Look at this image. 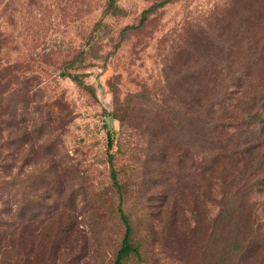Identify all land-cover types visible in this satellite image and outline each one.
Returning a JSON list of instances; mask_svg holds the SVG:
<instances>
[{
  "label": "rangeland",
  "instance_id": "374dc122",
  "mask_svg": "<svg viewBox=\"0 0 264 264\" xmlns=\"http://www.w3.org/2000/svg\"><path fill=\"white\" fill-rule=\"evenodd\" d=\"M228 1L175 0L158 8L141 29L120 34L137 22L149 0H112L108 10L106 0H0V68L13 65L0 75V264H108L119 229L109 208L116 200L110 169L119 184L130 187L127 202L136 206L131 215L141 216L136 230L149 241L154 264L202 262L199 250L218 212L217 180L198 185L185 162L182 169L153 178L146 135L134 127V118L120 130L110 115L106 80L118 76L120 99L146 91L159 107L136 114L144 122H160V109L171 110L175 93V82H166L163 71L174 77L192 36L211 16H226ZM257 65L252 76L264 75ZM22 80L30 88L25 111L12 92ZM243 106L238 101L232 112ZM40 114L52 116L48 130H34ZM25 132L32 146L21 139ZM224 133L229 150L216 164L230 175L239 161L233 152L245 150L248 135L231 124ZM194 136L199 137L195 130L181 135L183 146L206 144ZM51 139L52 147L42 151L38 145ZM28 198L39 210L16 218L17 204ZM253 199L251 222L264 234V185ZM145 202L140 213L137 204ZM61 222L66 229L58 232ZM250 262L246 258L243 264Z\"/></svg>",
  "mask_w": 264,
  "mask_h": 264
},
{
  "label": "trees",
  "instance_id": "16d2710c",
  "mask_svg": "<svg viewBox=\"0 0 264 264\" xmlns=\"http://www.w3.org/2000/svg\"><path fill=\"white\" fill-rule=\"evenodd\" d=\"M172 1L175 0H149L139 13L137 22L123 26L120 34L141 29L151 14ZM111 5L112 0H106L105 10ZM227 8L226 16L221 19L211 16L205 27H199L192 36L191 47L182 52L181 68L173 78L163 71L166 82H175L171 89L175 93L170 111L159 108V115H163L159 117L160 122L156 119L144 122L136 114L138 111L146 113L148 107L156 108L157 104L146 91L127 93L119 98L117 75L106 80L111 93L110 115L118 121L120 130L134 118V127L140 130L141 135H146L149 146L147 161L151 170L156 172L153 178L160 179V172L171 174L170 169L178 171L185 162L198 185L204 181L214 184L217 180L218 212L211 221L207 240L199 250L200 264H243L246 258L251 260L249 264H264V234L256 231L251 222L255 210L254 190L264 185V75L252 76L253 65L258 64L257 70L264 69V0H229ZM11 67L13 65L0 68V75ZM63 74L67 75L65 71ZM29 90L24 80L12 90L24 111ZM234 90L238 91L236 98L232 97ZM238 101L243 103L244 109L236 114L232 110ZM251 105L255 108L250 109ZM36 106L42 109L40 104ZM39 118L40 125H36L34 130H48L52 116L40 114ZM230 124L236 125L238 131L248 137L245 150L239 151L240 155L233 152L239 161L228 175L226 167L216 162L224 151L229 150H224L223 143L225 135H228L224 130ZM194 130L199 137L194 136L193 139L203 140L206 144L184 147L181 135ZM26 134L21 135V139L32 146ZM47 142L38 145L44 152L53 145L52 139ZM254 145L261 150L257 151ZM190 146L193 150L189 149ZM168 154L170 159L166 158ZM110 175L116 200H112L109 208L119 229L108 264H154L152 250L146 245L148 240L136 230L141 216L134 219L131 215L136 206L129 199L127 202V197L131 198L130 187L117 182L113 169H110ZM144 175L148 176L147 173ZM210 194L209 188L202 190L206 199ZM137 205L140 213H145L146 202ZM38 210V204L28 198L17 204L15 215L22 220ZM97 211L100 208L96 207ZM172 215L170 213L167 218L168 224ZM60 229L58 232L66 229L64 222L60 223ZM257 252L262 255L255 263L252 256Z\"/></svg>",
  "mask_w": 264,
  "mask_h": 264
}]
</instances>
